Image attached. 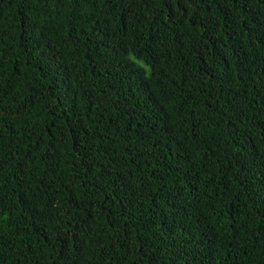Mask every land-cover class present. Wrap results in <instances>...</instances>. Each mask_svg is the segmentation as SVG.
<instances>
[{
    "label": "trees",
    "instance_id": "16d2710c",
    "mask_svg": "<svg viewBox=\"0 0 264 264\" xmlns=\"http://www.w3.org/2000/svg\"><path fill=\"white\" fill-rule=\"evenodd\" d=\"M0 264H264V0H0Z\"/></svg>",
    "mask_w": 264,
    "mask_h": 264
}]
</instances>
